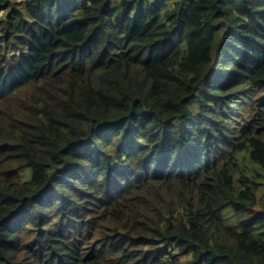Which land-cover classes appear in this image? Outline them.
Wrapping results in <instances>:
<instances>
[{"label": "trees", "instance_id": "1", "mask_svg": "<svg viewBox=\"0 0 264 264\" xmlns=\"http://www.w3.org/2000/svg\"><path fill=\"white\" fill-rule=\"evenodd\" d=\"M245 160L264 0H0V264H264Z\"/></svg>", "mask_w": 264, "mask_h": 264}, {"label": "rangeland", "instance_id": "2", "mask_svg": "<svg viewBox=\"0 0 264 264\" xmlns=\"http://www.w3.org/2000/svg\"><path fill=\"white\" fill-rule=\"evenodd\" d=\"M251 162H249L248 160H245L242 163V167H243L242 169L245 172V174L248 175L249 178L253 179L259 184L258 185V188H259L258 198L260 202H264V171L261 170L258 167V165H256L254 162L252 163ZM261 209H262L261 205L256 206V210L259 211ZM223 217L225 220V225L238 228V225L244 220H246L248 216L238 215L233 211L231 207H227L223 211Z\"/></svg>", "mask_w": 264, "mask_h": 264}, {"label": "bare ground", "instance_id": "3", "mask_svg": "<svg viewBox=\"0 0 264 264\" xmlns=\"http://www.w3.org/2000/svg\"><path fill=\"white\" fill-rule=\"evenodd\" d=\"M2 97V96H1Z\"/></svg>", "mask_w": 264, "mask_h": 264}]
</instances>
